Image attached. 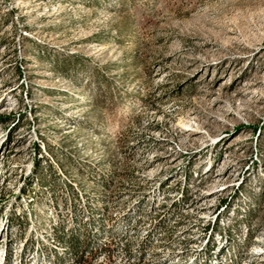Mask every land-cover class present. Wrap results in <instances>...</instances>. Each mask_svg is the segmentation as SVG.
Instances as JSON below:
<instances>
[{
    "label": "rangeland",
    "instance_id": "374dc122",
    "mask_svg": "<svg viewBox=\"0 0 264 264\" xmlns=\"http://www.w3.org/2000/svg\"><path fill=\"white\" fill-rule=\"evenodd\" d=\"M0 118L1 264H264V0H0Z\"/></svg>",
    "mask_w": 264,
    "mask_h": 264
},
{
    "label": "bare ground",
    "instance_id": "6f19581e",
    "mask_svg": "<svg viewBox=\"0 0 264 264\" xmlns=\"http://www.w3.org/2000/svg\"><path fill=\"white\" fill-rule=\"evenodd\" d=\"M220 178L223 177L221 175L217 176V179ZM183 200L184 199L180 198L173 205V207L175 205L180 207L181 204L184 202ZM168 240L171 241V239ZM242 242H243L242 246H238V245L236 247H233V245L228 246L226 248L221 249L219 253L216 252L217 249L213 244H211V242L207 243L205 246L203 244L202 245L204 246L206 251L210 252L211 258L213 259L212 264H216L215 263L216 261L219 262L220 264H239L240 259L237 260L235 256L230 257L229 255L226 256L225 258L224 256L225 254H227L228 251L234 250V248L236 250H241V251L247 249L248 247L247 244L244 243V239H242ZM171 243H168L166 245L167 247L165 250L156 249V251H154V248L145 250V247H143L142 244H136L135 246L130 247L127 245L125 240H121L120 238L111 236L106 241L105 247H107V251L105 255L110 254V251L113 252V264H206L202 262L201 243L197 242L196 244H194V247L188 246L187 244L177 246L176 244H171ZM253 252H254V256L255 255L258 256L259 254H262L260 250L257 251L254 250ZM177 253H180L181 255ZM0 260H2V258Z\"/></svg>",
    "mask_w": 264,
    "mask_h": 264
},
{
    "label": "trees",
    "instance_id": "16d2710c",
    "mask_svg": "<svg viewBox=\"0 0 264 264\" xmlns=\"http://www.w3.org/2000/svg\"><path fill=\"white\" fill-rule=\"evenodd\" d=\"M4 120V118H0V121ZM103 187H106L107 185L104 183V185H102ZM178 208L177 205L174 206V209ZM16 218V217H14ZM17 220V219H15ZM66 248L63 249V255L67 256V258H71L73 259V261L75 263H79L82 260V257L84 255V253L89 249V246L84 247V248H80V245L75 241L74 243L71 244H65ZM58 254L54 253V257L58 258V260L56 261V263L54 262V264H58L59 263V259L61 260V257L57 256Z\"/></svg>",
    "mask_w": 264,
    "mask_h": 264
},
{
    "label": "built area",
    "instance_id": "2783aa9c",
    "mask_svg": "<svg viewBox=\"0 0 264 264\" xmlns=\"http://www.w3.org/2000/svg\"><path fill=\"white\" fill-rule=\"evenodd\" d=\"M80 264H113V252L110 251V254L105 255V257H95V254H91V256L88 257H82Z\"/></svg>",
    "mask_w": 264,
    "mask_h": 264
}]
</instances>
